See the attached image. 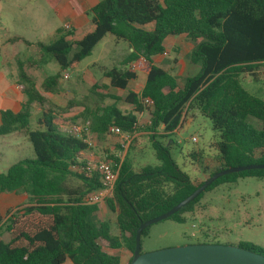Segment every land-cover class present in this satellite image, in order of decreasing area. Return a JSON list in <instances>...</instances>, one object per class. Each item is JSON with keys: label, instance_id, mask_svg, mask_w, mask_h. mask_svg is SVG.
<instances>
[{"label": "trees", "instance_id": "1", "mask_svg": "<svg viewBox=\"0 0 264 264\" xmlns=\"http://www.w3.org/2000/svg\"><path fill=\"white\" fill-rule=\"evenodd\" d=\"M89 13L91 26L80 35L62 31L48 43L20 36L7 39L34 45L36 51L24 60L14 57L15 82L25 98L16 112L0 110V136H25L33 155L0 173V193L25 196L24 206L0 214V264H122L118 249L130 253L128 264L140 222L166 212L204 181L193 182L170 152L173 140L168 138L190 112L208 118L217 136L210 146L218 165L208 176L227 167L264 164V99L248 92L239 80L242 74L254 77L264 64V0H99ZM107 33L126 42L131 51L102 70L106 84H93L88 91L115 101L95 111L73 98L55 104L51 95L58 91L62 73L75 69ZM176 35L194 43L190 61L199 64L198 71L181 83L153 61L164 51L165 39ZM49 60L58 71L38 82L31 71ZM139 73L145 81L134 92L129 84ZM100 87L126 92L129 109L118 108L117 96L96 92ZM145 98L152 105L144 127L153 132L150 145L158 163L134 168L128 157L122 159L111 194L103 200L115 216L118 233L113 234L110 222L98 216L99 204L82 201L102 182L98 172L85 170L81 151L87 143L69 126L89 120L93 142H100L111 126L131 135L143 128L138 114L145 110ZM103 152V158L117 160L116 151ZM188 155L197 163L203 158L199 150ZM249 176L264 177V168L218 177L168 219L185 222L205 191ZM4 233L10 236L7 240ZM201 235V243L211 242L207 233ZM237 246L264 255V248L252 243Z\"/></svg>", "mask_w": 264, "mask_h": 264}, {"label": "rangeland", "instance_id": "2", "mask_svg": "<svg viewBox=\"0 0 264 264\" xmlns=\"http://www.w3.org/2000/svg\"><path fill=\"white\" fill-rule=\"evenodd\" d=\"M42 41H51L45 36H38ZM43 37V38H41ZM113 36L106 34L99 41L91 54L83 58L75 69L67 70L68 77H61V85L57 92L52 94L55 104L63 105L66 100L74 99L89 111H95L101 106L115 101L112 97L100 98L97 94L89 92L93 84L101 86L106 84L101 79V71L110 65L117 64L122 59V46L110 42ZM194 43L184 35L168 36L165 39L164 51L153 57L154 63L172 75L178 77L179 82L187 75L195 74L199 69V64L190 61V53ZM20 59L33 55L31 48L22 45L17 50ZM122 56V57H121ZM25 57V58H26ZM24 58V59H25ZM11 68L14 63L10 60ZM58 69L54 61L45 64L37 77H44L53 74ZM144 76L130 82L129 88L134 92H139L144 82ZM241 85L250 93L264 99V64L259 66L258 73L254 77L248 74L239 76ZM96 92L112 94L119 99L116 100L118 108L128 110L129 105L124 102L126 92L113 88H98ZM37 110V109H35ZM79 110L75 108V112ZM150 107L138 114V126L142 129L136 130L133 134L123 133L104 134L100 142H93V151L100 157H104L103 148L110 152L120 153V158L128 157L134 168L149 163L157 164L154 151L150 145L149 134L153 133L144 126L149 122ZM186 119V120H185ZM259 127V123L255 124ZM162 132L161 129H157ZM93 139L92 134H89ZM168 139H172L170 152L179 168L190 176L193 182L198 183L208 177V172L218 165L214 149L210 143L217 139L208 118L198 111L187 114L181 126ZM196 150L203 153L200 162L192 161L188 152ZM31 144L23 135L8 134L0 136V173L15 163L20 158L32 157ZM98 216L102 220H107L111 225V232L118 233L115 225L114 213L110 212L100 202ZM16 206L7 209L15 211ZM20 221L17 224H19ZM194 225V226H193ZM205 232L209 236L205 243H217L236 245L241 242L252 243L264 248V177H242L232 183H223L212 190L205 191L196 204L191 217L183 223H177L172 219L165 218L161 221L149 225L148 234L141 237V251L148 252L161 248L179 246L190 243H201L203 241L201 233ZM194 233L195 235H192ZM9 234L4 233L2 238L7 240ZM65 264H71L67 262Z\"/></svg>", "mask_w": 264, "mask_h": 264}, {"label": "crops", "instance_id": "3", "mask_svg": "<svg viewBox=\"0 0 264 264\" xmlns=\"http://www.w3.org/2000/svg\"><path fill=\"white\" fill-rule=\"evenodd\" d=\"M98 1L99 0H0V110L7 109L16 112L20 108V103L25 97L20 92L19 86L15 82L16 65L14 57L18 56L16 50L19 47H22V45L26 48H31L32 51L33 48H35L34 45H26L21 40L9 43L7 39L11 36H20L28 41L36 42L42 41L37 39L39 38L38 36H45L44 38H48L53 41L57 38L59 33L67 31L63 29L64 24H69V30L73 31L75 34H83L91 26L92 21L89 10ZM112 39L113 40L110 41L112 44L122 46V54L120 55L123 57L131 51V48L128 47L126 42L117 40L114 36ZM51 41L42 42L48 43ZM24 58L22 59L24 60ZM10 60L13 61L15 66L14 68H11L12 66L10 65ZM50 61L51 60L47 63ZM40 69L31 71V73L37 78L38 82L45 77H40V79L37 77L36 73L39 72ZM56 71H58V69ZM139 74L137 75V78L139 77ZM143 78L145 81V76ZM102 80L104 83H107L104 79ZM105 94H108V92ZM93 153L100 157L94 151ZM24 205V195L15 193H0V214L2 216L7 209L14 206L18 208ZM117 251L120 255L121 263L125 264L130 256V253L123 249H118Z\"/></svg>", "mask_w": 264, "mask_h": 264}, {"label": "water", "instance_id": "4", "mask_svg": "<svg viewBox=\"0 0 264 264\" xmlns=\"http://www.w3.org/2000/svg\"><path fill=\"white\" fill-rule=\"evenodd\" d=\"M251 168H264V164L233 166L214 172L172 208L158 216L141 221L135 232L134 249L128 264H264V255L228 244L190 243L148 252L141 251V232L145 227L168 218L204 191L218 177Z\"/></svg>", "mask_w": 264, "mask_h": 264}, {"label": "built area", "instance_id": "5", "mask_svg": "<svg viewBox=\"0 0 264 264\" xmlns=\"http://www.w3.org/2000/svg\"><path fill=\"white\" fill-rule=\"evenodd\" d=\"M64 30H69L70 25L64 24ZM68 74L65 71L63 73V78H67ZM145 106H151L152 100L149 98L144 99ZM70 131L78 137L84 135V141L87 143L86 149L81 151L83 157L84 168L87 172L96 171L100 174L102 187L98 190H93L83 197L82 201L86 204H99L111 194V190L114 182L116 181L121 166L120 153H116L117 160H108L103 157L96 156L93 151V140L90 137V121L85 120L80 123H72L69 126ZM110 133H121L120 129L116 126H111L109 128ZM129 137L128 135H126ZM194 226V225H193ZM192 235H195L192 233ZM121 251V250H119Z\"/></svg>", "mask_w": 264, "mask_h": 264}]
</instances>
